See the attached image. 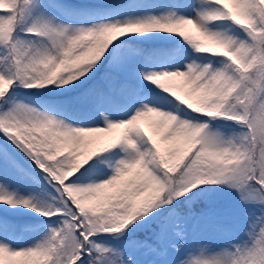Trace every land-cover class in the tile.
<instances>
[{
    "label": "snow or ice",
    "instance_id": "6c2138e0",
    "mask_svg": "<svg viewBox=\"0 0 264 264\" xmlns=\"http://www.w3.org/2000/svg\"><path fill=\"white\" fill-rule=\"evenodd\" d=\"M262 218L264 0H0V264H264Z\"/></svg>",
    "mask_w": 264,
    "mask_h": 264
},
{
    "label": "rangeland",
    "instance_id": "374dc122",
    "mask_svg": "<svg viewBox=\"0 0 264 264\" xmlns=\"http://www.w3.org/2000/svg\"><path fill=\"white\" fill-rule=\"evenodd\" d=\"M161 2H169V0H161ZM144 126L147 128V124L145 123ZM26 195L28 193H25ZM25 211H28V209H25ZM245 219V216L241 218V222L244 223V226L247 228L249 225ZM253 223H257V227H259L260 223H264V218L261 219L260 222H257L255 219H253Z\"/></svg>",
    "mask_w": 264,
    "mask_h": 264
},
{
    "label": "trees",
    "instance_id": "16d2710c",
    "mask_svg": "<svg viewBox=\"0 0 264 264\" xmlns=\"http://www.w3.org/2000/svg\"><path fill=\"white\" fill-rule=\"evenodd\" d=\"M234 207H235V209H236V215H237L238 218H239V212H240V211H243V209H242V208H239V207L236 206V205H234Z\"/></svg>",
    "mask_w": 264,
    "mask_h": 264
}]
</instances>
